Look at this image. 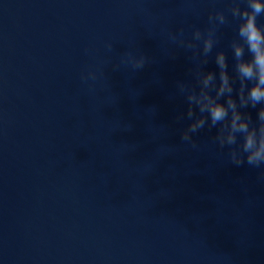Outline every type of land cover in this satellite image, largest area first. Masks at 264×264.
I'll return each mask as SVG.
<instances>
[{
	"label": "water",
	"instance_id": "obj_1",
	"mask_svg": "<svg viewBox=\"0 0 264 264\" xmlns=\"http://www.w3.org/2000/svg\"><path fill=\"white\" fill-rule=\"evenodd\" d=\"M228 6L0 0V264H264L261 169L231 164L216 129L181 139L191 53L169 30ZM235 23L206 70L231 61ZM130 49L150 62L114 67Z\"/></svg>",
	"mask_w": 264,
	"mask_h": 264
},
{
	"label": "clouds",
	"instance_id": "obj_2",
	"mask_svg": "<svg viewBox=\"0 0 264 264\" xmlns=\"http://www.w3.org/2000/svg\"><path fill=\"white\" fill-rule=\"evenodd\" d=\"M227 9H213L208 14L206 29L193 26L191 36L169 30L171 45L191 53V80L177 81V94L187 104L186 118L191 121L182 132V141L196 148L193 134L206 127L216 129L212 144L227 151L229 162L237 167L247 165L261 169L264 178V0H227ZM243 5V7H242ZM235 21V35L228 48L215 51L217 70H206L213 51L220 43L219 30ZM113 43L107 45L113 52ZM121 64L131 65L133 71L143 69L149 58L131 49L120 56ZM111 61H109L110 63ZM95 79L88 72L84 80ZM238 85V86H237ZM174 98V97H173ZM255 109L253 119L251 111ZM153 111H155L153 109ZM181 113L177 119L182 120Z\"/></svg>",
	"mask_w": 264,
	"mask_h": 264
}]
</instances>
